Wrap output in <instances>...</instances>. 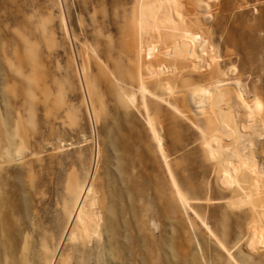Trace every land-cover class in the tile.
<instances>
[{"label": "rangeland", "instance_id": "rangeland-1", "mask_svg": "<svg viewBox=\"0 0 264 264\" xmlns=\"http://www.w3.org/2000/svg\"><path fill=\"white\" fill-rule=\"evenodd\" d=\"M137 1L0 0V264H264L205 156V115L160 100L157 82L182 83L138 49ZM182 1L225 78L264 103V0ZM83 185L106 230L84 241Z\"/></svg>", "mask_w": 264, "mask_h": 264}, {"label": "bare ground", "instance_id": "bare-ground-1", "mask_svg": "<svg viewBox=\"0 0 264 264\" xmlns=\"http://www.w3.org/2000/svg\"><path fill=\"white\" fill-rule=\"evenodd\" d=\"M138 1L133 24L138 49L146 47L150 56H163L164 61L175 67L163 72L182 83V90H177L167 80L157 82L159 89H164L159 93L160 100L174 107L179 116L185 115L175 108L180 102L194 106L205 115V128L200 130L205 156L219 167L217 180L220 187L231 191L230 205L251 212L253 222L247 248L257 245L264 240V103L256 97L249 98L241 73L225 78L217 63L219 56L215 57L208 41L191 29V20L197 18L195 13L184 11L182 0ZM161 46L165 51L160 52ZM17 58H20L18 54ZM202 70L207 72V83L193 86L194 80L202 78ZM141 89L145 90L143 84ZM147 123L155 137L156 130L149 119ZM171 179L179 200L185 204L187 199L178 181L173 175ZM74 190L75 184L68 185V192ZM90 191L83 185L74 207L79 236L74 234L73 238L78 236L82 241L101 231L106 233L101 216L90 208L92 203L86 204ZM103 208L100 206V215Z\"/></svg>", "mask_w": 264, "mask_h": 264}]
</instances>
